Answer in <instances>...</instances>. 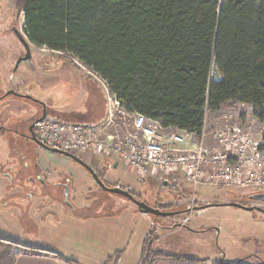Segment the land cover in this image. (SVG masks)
<instances>
[{
	"label": "trees",
	"instance_id": "16d2710c",
	"mask_svg": "<svg viewBox=\"0 0 264 264\" xmlns=\"http://www.w3.org/2000/svg\"><path fill=\"white\" fill-rule=\"evenodd\" d=\"M15 5L33 45L79 60L128 112L197 134L210 113L228 104L251 107L264 123V0H15ZM150 239L143 246L144 264L204 262L156 252L147 246ZM38 253L61 257L0 237V264Z\"/></svg>",
	"mask_w": 264,
	"mask_h": 264
},
{
	"label": "rangeland",
	"instance_id": "374dc122",
	"mask_svg": "<svg viewBox=\"0 0 264 264\" xmlns=\"http://www.w3.org/2000/svg\"><path fill=\"white\" fill-rule=\"evenodd\" d=\"M16 13L15 0H0V98L7 92L14 91L19 95L27 94L38 100L46 105L50 115L56 113L65 117V121L83 123V121L97 120L95 117L89 119L85 117L95 110L98 102V107H106V95L98 78L79 60L64 53L33 45L24 33L23 16L17 18ZM12 27L18 30L29 44L33 62L24 61L19 67L16 66L15 63L26 56V49ZM92 95H94L93 100L90 99ZM14 98L17 97L14 95L7 97L5 101L0 100V128L9 127L12 120H19L22 123L16 126L25 129L24 125L32 117L27 116L24 111L33 115L42 114L44 108L31 101L28 102L31 105L30 110H22L19 106H15L16 104H10L9 101ZM235 106L228 104L219 112L210 113L209 126L220 127V120L226 114L234 115L235 119H239L238 121L249 124L253 117L252 108L244 105ZM258 125L260 124L256 122L253 127ZM87 157L93 159L91 156ZM38 159L41 164L48 165L58 177L73 179L71 186L74 199L76 197L80 199L78 204L81 207L87 206L86 209L89 210L83 212L86 217L103 216L117 210L120 214L127 211L129 206L136 208L125 197L101 190L92 177L71 159L58 154H49L32 141H27L26 145H23L6 143V140H3L0 145V175L5 176V173H10L25 179L38 170ZM84 160L87 161V158L85 157ZM96 162L100 165V169H97L95 162H92L91 167L100 177L106 178L107 184H119L121 188L140 197V201L152 208H161L168 212L191 208L189 213H192L195 207L214 205L202 211H195L194 216L192 214L193 220L186 226L182 225V221L187 213L156 220L151 215L141 214L139 210L136 212L139 216L131 215L127 222L125 218H121L111 220V223H93L97 226L96 231L112 230V223L124 230L123 244L126 253L124 255V252L113 253L116 254L115 259L120 260V263L116 264H134L148 236L151 239L147 246L152 248L154 245V251L188 260H202L204 261L202 264L220 263L223 254H225V264H264V215L229 206L242 204L248 207H262L263 204L252 202L250 197L264 193V188L240 190L198 186L194 191V187L187 185V182L169 183L164 187L160 181L134 178L122 163L117 170L109 172L108 161L97 157ZM30 236L33 235L28 233V237ZM68 236L69 242L66 241L65 246L70 251L67 252L79 257L82 262L84 261L83 264H102L100 260L108 261L106 255L112 248L104 245L107 243L106 240L93 247L86 245L85 236L79 237L83 241H77L74 235ZM112 246L115 250L116 247ZM146 255L147 252L144 256ZM87 259L98 261L88 262ZM242 260L245 263H241Z\"/></svg>",
	"mask_w": 264,
	"mask_h": 264
},
{
	"label": "built area",
	"instance_id": "2783aa9c",
	"mask_svg": "<svg viewBox=\"0 0 264 264\" xmlns=\"http://www.w3.org/2000/svg\"><path fill=\"white\" fill-rule=\"evenodd\" d=\"M98 80L106 95L105 118L75 123L48 116L35 124L39 140L79 158L122 163L139 180L187 182L194 191L198 186L264 188V123L254 116L244 124L226 114L217 128L209 126L207 118L201 134L165 128L157 120L125 110L107 84ZM256 122L260 125L253 127Z\"/></svg>",
	"mask_w": 264,
	"mask_h": 264
},
{
	"label": "crops",
	"instance_id": "0c3cea01",
	"mask_svg": "<svg viewBox=\"0 0 264 264\" xmlns=\"http://www.w3.org/2000/svg\"><path fill=\"white\" fill-rule=\"evenodd\" d=\"M13 59H15V55H13ZM16 64V63H15ZM85 88V86L83 85ZM103 88V87H102ZM104 92V89H102ZM105 93V92H104ZM94 95L91 96L90 99L93 100ZM10 104H16L15 106H19L22 110H30V103H28L25 99L14 98L9 101ZM96 103V102H95ZM99 103V102H98ZM96 103L95 110L86 114V119L95 117V121L99 122L105 118L106 115V107L99 106ZM94 105V104H93ZM102 105V104H100ZM101 108V109H100ZM28 115L30 112L24 111ZM32 114V113H31ZM101 118V119H100ZM18 120H12L9 128L14 127V124ZM87 122V121H84ZM8 140L12 135L11 131L4 134ZM12 139V138H11ZM16 144L21 143L22 141L18 140ZM3 143L0 142V145ZM8 143V142H6ZM24 144V143H21ZM49 154H53L49 151H46ZM91 160V159H90ZM106 160V159H105ZM97 157H94L93 161L96 162ZM108 160H106L107 162ZM45 178L41 177V181L44 182L45 185H50L54 183V187L52 192H46V190H42V185L39 181L32 182V176H29L27 179H23L22 181L18 180V177L13 176L12 174L1 176L0 175V237L17 241L26 245H29L36 249L41 250H49L57 253L61 257L54 255H45V254H22L18 257L16 264H83L79 257H75L73 254H69L67 251H70L66 248V241L69 242L68 235H74L77 241H83V239L79 238L80 236H85L87 240L86 245H91L93 247H97L101 241L106 240L107 243L104 245H108L111 247V252L106 255L108 261L100 260L102 264L108 263H120V260H116V254L113 255L115 251L117 253H126V247L123 244V235L124 230L121 227L117 228L112 223V230L104 229L103 231H96V225L93 223H107L111 220L125 218L126 222L131 218V215L134 217L139 216L136 214L138 209L133 206L127 207V211L119 212L113 211L111 214L103 215V216H88L86 217L83 212L76 213L72 210H68L65 206L61 204L62 191H59L58 188L63 189L62 186H59V182H63L64 178H57L50 167L46 164H41L39 160ZM109 163V161H108ZM97 169H100V165L97 163ZM120 167L119 164H116L114 167V172ZM130 172V170L128 169ZM131 173V172H130ZM132 175V173H131ZM133 176V175H132ZM32 177V178H31ZM135 178V177H134ZM36 179V178H34ZM124 178H122L123 180ZM70 180V179H68ZM59 181V182H58ZM71 182L73 179L70 180ZM65 182V181H64ZM23 184V185H22ZM24 184L29 187L30 192H26L24 190ZM19 185H22L20 187ZM119 185V184H117ZM188 185V184H187ZM73 195V194H72ZM61 196V197H60ZM75 196H72V200L76 201V207H81L78 204L80 199ZM202 211V210H201ZM86 212V211H84ZM126 212V215H124ZM195 210H193L194 216ZM136 214V215H135ZM142 214V213H141ZM144 215V214H143ZM148 216V215H145ZM91 217V218H90ZM184 219V218H183ZM193 220V217L191 221ZM190 221V222H191ZM111 223V222H110ZM80 231V232H78ZM101 232V233H100ZM28 233H31L33 236L28 237ZM103 233V234H102ZM146 240V239H145ZM62 242V243H61ZM145 242V241H144ZM114 245L116 248L114 250ZM144 246V245H143ZM143 246L138 254L136 260H134V264H140L143 258ZM155 246L153 245V250ZM88 248V247H86ZM89 249V248H88ZM124 249V250H122ZM158 252V251H156ZM116 253V252H115ZM160 253H163L160 251ZM165 254V253H164ZM121 256L118 258L120 259ZM88 262L98 261L96 259H87ZM220 262H225V254H223ZM241 263H245L244 260L240 261ZM160 264H167L166 262H162ZM230 264V263H227Z\"/></svg>",
	"mask_w": 264,
	"mask_h": 264
},
{
	"label": "flooded vegetation",
	"instance_id": "af4514ba",
	"mask_svg": "<svg viewBox=\"0 0 264 264\" xmlns=\"http://www.w3.org/2000/svg\"><path fill=\"white\" fill-rule=\"evenodd\" d=\"M12 29H14L13 27H12ZM14 32H15V29L13 30ZM23 45V44H22ZM24 46V45H23ZM26 54H27V52H26ZM24 62V61H23ZM27 62H33V54H32V57H31V59L30 60H27ZM16 66H17V63H16ZM17 67H19V66H17ZM23 95H25V96H23ZM22 96H16L17 98H20V99H25V100H27L28 102L29 101H31V102H33L35 105H39V106H41V107H43L44 109H43V111H42V114H38V115H36V113H35V115H33V113L31 114H27V116H31L32 117V119H30L24 126H26V128L25 129H21V128H19V127H17L16 125H18V124H20V123H22V121H17L15 124H14V127H12V128H9V127H2V128H0V142H2V140H6V136L4 135L5 133L7 134L8 133V131H11V133H12V135L13 136H11L8 140H6V142H8V143H11V144H16V142H18L16 139H13L14 137H16L18 140H20V141H22L21 143H24L23 145H26V143H27V141H32V142H34L35 144H37L35 141H33L32 140V130H30V127L34 124V129H33V132L35 133V135H36V137H37V133H36V129H35V124H36V122L38 121V120H41V117L43 116V114H44V110L46 109V105L45 106H43L42 104H41V102H39V103H36L35 101H34V99L31 97V98H27V94H23ZM10 96H14V95H10ZM7 97H9V96H6V95H4L3 97H1L0 98V100H2V101H5L6 100V98ZM1 102V101H0ZM46 114H47V116L46 117H48V116H54V117H57V118H60V116H58L56 113H53V114H49V112H48V110H46ZM12 138V139H11ZM38 138V137H37ZM15 140H16V142H15ZM38 140H39V138H38ZM40 142H42L41 140H39ZM43 143V142H42ZM44 144V143H43ZM38 145V144H37ZM45 145V144H44ZM39 146V145H38ZM47 146V145H46ZM41 147V146H40ZM45 151H47V150H45ZM53 154H56V153H53ZM58 155H61V156H64V155H62V154H58ZM65 157V156H64ZM67 158V157H66ZM67 159H70V158H67ZM80 159H82L86 164H88L89 166H90V168H92L91 167V164H92V162H91V160L93 161V159H91V160H88L87 159V161H85L84 160V158H80ZM72 160V159H71ZM73 162H75L74 160H72ZM38 164H39V167H38V170L35 172V173H33V175H30V176H32L33 177V179L31 180L32 182H36L35 180H40L39 182L42 184V185H44V188H43V186L41 187L42 188V190H46V192H52L53 191V189H54V187H51V186H53L54 185V183L53 184H51V186L48 184V185H45L44 184V182H42L41 181V177H43V178H45V175H44V173H43V171H42V166L40 165V163H39V159H38ZM75 163H77V162H75ZM78 165H80L79 163H77ZM116 164H119V163H113L112 165H109V164H107V170L109 171V172H112L113 170H114V167L116 166ZM120 165V164H119ZM84 170H85V172L86 173H88L91 177H92V179H93V176H92V174L90 173V171L89 170H87L86 168H84L82 165H80ZM93 169V168H92ZM94 170V169H93ZM45 171V170H44ZM95 171V173H96V170H94ZM6 175H9L10 176V173H5ZM106 174V173H105ZM98 175V174H97ZM99 176V175H98ZM29 177V176H28ZM28 177H26L25 179H27ZM31 177V178H32ZM100 177V176H99ZM34 178H36V179H34ZM57 178L59 179L60 177H58L57 176ZM101 179H102V181L109 187V188H112V187H120L121 188V186L120 185H115V184H112V185H109V184H107V182H105L106 181V178L105 177H100ZM24 178H22V177H18V180H20V181H22ZM68 179H70V178H68ZM67 178L66 179H64V180H61V181H63V182H59V186H62L63 187V189H60V188H58V190L59 191H62V197H61V199H59L60 201H61V204L63 205V206H65L68 210H72L73 212H76V213H81V212H84V211H86V210H89V209H86L87 208V206H84V208H78V207H76L75 205H76V201H74V200H72V192H73V188H72V186H71V179L70 180H68ZM94 180V179H93ZM65 181V182H64ZM94 182H95V180H94ZM96 183V182H95ZM36 184H37V182H36ZM23 185V184H22ZM22 185H19V186H22ZM27 185V184H26ZM26 185L24 184V190H26V192H30V189H28L29 187L27 186L26 187ZM96 185L101 189V190H103L97 183H96ZM103 191H105V190H103ZM129 191V190H128ZM105 192H107V193H110V192H108V191H105ZM132 193V192H131ZM111 194H113V193H111ZM133 194V193H132ZM116 195V194H115ZM86 198L88 199V197L86 196ZM138 200L140 199L141 200V198L140 197H136ZM130 201V200H129ZM131 202V201H130ZM252 202H254V203H258L257 201H252ZM132 203V202H131ZM145 203V202H144ZM260 204H263V208L262 207H260L261 209H262V211H264V202H259ZM133 205L138 209V207L133 203ZM159 209H161V208H159ZM162 211H164V212H168V210L166 211V210H163V209H161ZM170 212H172V211H170ZM254 212H258V211H254ZM259 213H261V214H263L264 215V212H259ZM154 217V216H153ZM154 218H156V220L159 218V219H165V218H161V217H154ZM13 241V240H12ZM15 242H17V241H15ZM18 243H20V242H18ZM23 244V243H22ZM24 245H26V244H24ZM27 246H29V245H27ZM31 247V246H30Z\"/></svg>",
	"mask_w": 264,
	"mask_h": 264
},
{
	"label": "water",
	"instance_id": "95a60500",
	"mask_svg": "<svg viewBox=\"0 0 264 264\" xmlns=\"http://www.w3.org/2000/svg\"><path fill=\"white\" fill-rule=\"evenodd\" d=\"M15 33L18 36V38L22 41V43H23V45H24V47L26 49V52H27V54H26L25 57H23V58H21V59L18 60L17 66H19L20 63H22L23 61H27V60H30L31 59L32 52H31V48H30L29 44L24 40V38L22 37V35L20 34V32L15 29ZM10 95L22 96V95L17 94L14 91L7 92L6 96H10ZM27 98H31V97L30 96H27ZM34 101L36 103H39L38 100H34ZM42 105L45 106L44 104H42ZM46 116H47V114H46V109H45L44 110V114L41 117V119L46 118ZM33 129H34V124L30 127V130H32V140L35 141L39 146H41L42 148H44L45 150H47V151H49L51 153L62 154L65 157L70 158V159L74 160L75 162L79 163L84 168H86L87 170L90 171V173L92 174L93 179L95 180V182L103 190L108 191V192L113 193V194H116V195H120V196L125 197L126 199L130 200L132 203H134L138 207V210L142 214H144V215H151V216H154V217H161V218H173V217L179 216L181 214H186V213L188 214L192 210L191 208H188V209L183 210V211L164 212V211H162L159 208H152V207L148 206L146 203L138 200L136 198V196L134 194H132L128 190H125V189L120 188V187H112V188H109L102 181V179L95 173V171L92 168H90V166L88 164H86L82 159H80L79 157H76V156H74V155H72L70 153L63 152L61 150L54 149V148H50V147L44 145L42 142H40L38 140V138L36 137L35 133L33 132ZM162 183H163V186L164 187H167L169 185V182L168 181H163ZM250 199L253 200V201H257V202H264V193L257 194V195H253V196L250 197ZM213 206L214 205H206V206H203V207H195L194 210L195 211H201V210L207 209L209 207H213ZM229 206L235 207V208H239V209H243V210L248 211V212H254V211L264 212V211H262V209L260 207H257V206L248 207V206H245V205H242V204H230Z\"/></svg>",
	"mask_w": 264,
	"mask_h": 264
}]
</instances>
